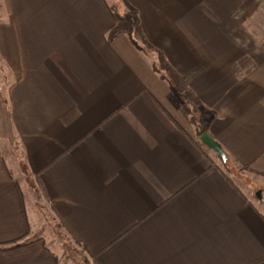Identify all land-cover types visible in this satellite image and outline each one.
Instances as JSON below:
<instances>
[{
    "label": "crops",
    "instance_id": "0c3cea01",
    "mask_svg": "<svg viewBox=\"0 0 264 264\" xmlns=\"http://www.w3.org/2000/svg\"><path fill=\"white\" fill-rule=\"evenodd\" d=\"M2 1L0 264H264V0Z\"/></svg>",
    "mask_w": 264,
    "mask_h": 264
},
{
    "label": "rangeland",
    "instance_id": "374dc122",
    "mask_svg": "<svg viewBox=\"0 0 264 264\" xmlns=\"http://www.w3.org/2000/svg\"><path fill=\"white\" fill-rule=\"evenodd\" d=\"M108 2L113 7H116L117 5H119L120 0H108ZM2 8L3 1L0 0V17ZM4 72V69H2V67L0 66V100L6 97L8 82H10L9 79L4 76ZM8 147L9 143L3 142V140L0 138V152L7 151ZM41 217L42 224L44 226L43 235L47 239L48 245L53 248H56L57 251L65 257L64 261L69 262L71 264H93V258L87 253L86 250H84V248L77 241H75L72 237L65 233V231L62 229V226L56 223H48V221L44 217V214H42Z\"/></svg>",
    "mask_w": 264,
    "mask_h": 264
},
{
    "label": "water",
    "instance_id": "95a60500",
    "mask_svg": "<svg viewBox=\"0 0 264 264\" xmlns=\"http://www.w3.org/2000/svg\"><path fill=\"white\" fill-rule=\"evenodd\" d=\"M200 141L205 144L208 148L214 150L222 159L223 161H227V154L221 147V145L208 133V132H203L199 136ZM257 197L264 201V197L262 195V191L258 190L257 191Z\"/></svg>",
    "mask_w": 264,
    "mask_h": 264
},
{
    "label": "trees",
    "instance_id": "16d2710c",
    "mask_svg": "<svg viewBox=\"0 0 264 264\" xmlns=\"http://www.w3.org/2000/svg\"><path fill=\"white\" fill-rule=\"evenodd\" d=\"M135 22H136V24H137V26H138V25H139V19H137ZM133 43H134L138 48H141V47L137 44V42H136L134 39H133ZM154 69H155L156 71H160V69H159L156 65L154 66ZM198 118H201V117L198 116ZM197 126H198V135L202 134L203 132H207V128H206L205 126H201L200 124L197 125ZM219 158L222 160V158H221L220 156H219ZM222 162H223V164H224L225 166L228 165V160H227V161H223V160H222ZM23 244H24V243H21V242H15V243H13V244L10 245V249H13V248H16V247H21ZM93 264H97V263L93 261Z\"/></svg>",
    "mask_w": 264,
    "mask_h": 264
}]
</instances>
